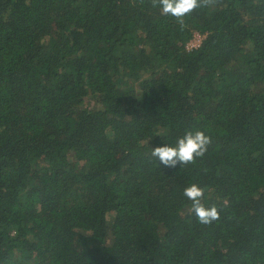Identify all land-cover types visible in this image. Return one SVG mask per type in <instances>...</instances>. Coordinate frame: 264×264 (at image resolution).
Here are the masks:
<instances>
[{
    "label": "trees",
    "instance_id": "1",
    "mask_svg": "<svg viewBox=\"0 0 264 264\" xmlns=\"http://www.w3.org/2000/svg\"><path fill=\"white\" fill-rule=\"evenodd\" d=\"M183 19L0 0V264H264V0ZM197 130L212 142L193 163L151 155Z\"/></svg>",
    "mask_w": 264,
    "mask_h": 264
},
{
    "label": "clouds",
    "instance_id": "2",
    "mask_svg": "<svg viewBox=\"0 0 264 264\" xmlns=\"http://www.w3.org/2000/svg\"><path fill=\"white\" fill-rule=\"evenodd\" d=\"M153 7L157 5L162 15H171L183 26L184 17L201 6H207L211 0H152ZM212 140L204 131H187L178 139L175 146L164 144L152 149L151 155L165 167L175 169L178 165L193 163L196 157H202L208 150ZM184 196L192 202V212L201 223H210L219 217L215 205L207 207L202 203L204 189L198 184H191L184 189Z\"/></svg>",
    "mask_w": 264,
    "mask_h": 264
},
{
    "label": "rangeland",
    "instance_id": "3",
    "mask_svg": "<svg viewBox=\"0 0 264 264\" xmlns=\"http://www.w3.org/2000/svg\"><path fill=\"white\" fill-rule=\"evenodd\" d=\"M201 40H203V37H202L201 35H199V34H196L194 40H193L192 43L190 44V47H192V46H194V45H198V44L200 43ZM86 105H87L89 108H91V109H93V108H98V107H99V106L96 104V99L91 98V97H89V98L86 99Z\"/></svg>",
    "mask_w": 264,
    "mask_h": 264
},
{
    "label": "built area",
    "instance_id": "4",
    "mask_svg": "<svg viewBox=\"0 0 264 264\" xmlns=\"http://www.w3.org/2000/svg\"><path fill=\"white\" fill-rule=\"evenodd\" d=\"M201 42H202V40L200 41V43H199L198 45H194V46L190 47V44L192 43V42H191V43L189 44V49H192V48H198V47L200 46Z\"/></svg>",
    "mask_w": 264,
    "mask_h": 264
}]
</instances>
